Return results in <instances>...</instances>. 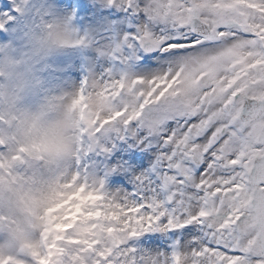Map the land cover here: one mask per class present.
I'll return each mask as SVG.
<instances>
[{
    "label": "snow or ice",
    "instance_id": "obj_1",
    "mask_svg": "<svg viewBox=\"0 0 264 264\" xmlns=\"http://www.w3.org/2000/svg\"><path fill=\"white\" fill-rule=\"evenodd\" d=\"M108 3L137 24L101 52L114 65L71 98L74 154L52 190L66 198L48 209L58 215L40 245L0 264H264V0ZM15 124L0 114V184L35 167L15 148ZM116 141L152 154L131 190L105 188L126 166L85 165ZM145 233L162 234L160 247L133 244Z\"/></svg>",
    "mask_w": 264,
    "mask_h": 264
},
{
    "label": "clouds",
    "instance_id": "obj_2",
    "mask_svg": "<svg viewBox=\"0 0 264 264\" xmlns=\"http://www.w3.org/2000/svg\"><path fill=\"white\" fill-rule=\"evenodd\" d=\"M78 38L64 23L42 21L35 38L37 59L74 45ZM24 91L25 83L21 81L0 100V114L13 113L16 120L12 129L15 148H23L35 166L17 184H0V253L5 255L34 250L40 245L45 218L58 215L48 209L66 198L53 196L57 168L67 169L74 154L71 119L75 114L69 111L74 92L47 95L38 106L29 109L19 106Z\"/></svg>",
    "mask_w": 264,
    "mask_h": 264
},
{
    "label": "rangeland",
    "instance_id": "obj_3",
    "mask_svg": "<svg viewBox=\"0 0 264 264\" xmlns=\"http://www.w3.org/2000/svg\"><path fill=\"white\" fill-rule=\"evenodd\" d=\"M56 7V6H55ZM62 7V6H61ZM60 5L58 8L62 9ZM1 9H0V14H1ZM58 22H60V19L58 18ZM61 23L66 24V21L61 20ZM96 30V28H94ZM39 32V28H36L35 32L30 35H28V39L32 42L35 43V38L37 33ZM73 32H75L73 30ZM98 37H104L102 33H97L96 37L91 36L90 39L83 45L84 47V52L83 54L86 55V53H90L93 55L94 58L100 59L103 58L105 55H101V52L103 51V45L104 41L102 38ZM69 47V46H68ZM68 47H65L68 48ZM3 50V49H2ZM16 51L13 48H8L2 51L3 58H0V72H3L4 75H8V78L10 77L11 80L8 81L7 84H4V87L2 89L3 94L0 98V100L3 99V96L5 92L9 89H15L17 86L20 85L21 81H24L25 83V91L19 101L20 106L22 107V104L24 105H36L43 100V98L47 95H54V90L51 88V84H54L56 82V79L58 78V81H61V79L65 76L62 77H56L55 75L52 74L53 71V65H57V63L54 61L55 56H52V51L48 52L47 55H44L37 59V54L35 51V48L29 46L25 49L22 50L21 58L24 59L25 65L28 66H22L23 64L21 61L14 60V55ZM0 55V57H1ZM31 55L36 56L34 59H31ZM69 60H70V69L74 72L68 73L66 70V65L65 64H58L60 65L59 72L62 71L71 81V86H69L68 89H62L60 91L59 89L56 90V94H64V93H70L74 92L77 90V79H76V73L79 74V70L81 69L82 66V60L83 58L80 57L79 59V66L76 67V62L75 58L72 54L68 55ZM57 65V67H58ZM61 65H63L61 67ZM19 73H17V72ZM14 81L17 82V84L14 83ZM122 149H119V151H116V153L110 160L109 162L106 163L105 168L107 169L108 167H112L113 165L119 163L122 164ZM120 175V171L113 172L112 174L108 175L110 178V182H108L105 186L107 191H115L117 189H125L129 190L128 188L121 187L120 184L117 181V178Z\"/></svg>",
    "mask_w": 264,
    "mask_h": 264
}]
</instances>
